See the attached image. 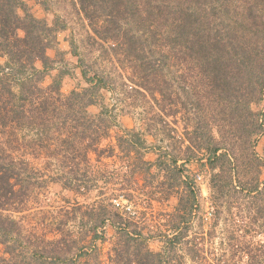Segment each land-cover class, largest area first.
I'll list each match as a JSON object with an SVG mask.
<instances>
[{
    "label": "rangeland",
    "instance_id": "1",
    "mask_svg": "<svg viewBox=\"0 0 264 264\" xmlns=\"http://www.w3.org/2000/svg\"><path fill=\"white\" fill-rule=\"evenodd\" d=\"M34 1L38 4L37 7L26 5L35 17L44 19L48 24L57 20L58 27L60 24L64 26L56 31V41L47 49L53 68L48 70L41 85L48 86L60 74V92L68 94L71 90L81 91L88 86L83 78L84 70L88 77H104L105 84L96 89V104L88 106L87 111L97 116L103 110L104 121L101 123L108 127L106 134L95 142L99 158H96L94 151L89 150V166L80 162L79 167L74 166L71 175L59 166V154L62 153L56 155L55 152L65 146L52 121L44 128L41 135L43 139L39 135L40 130L36 131L33 126L30 128L25 125L20 129L18 136L20 140L22 136L26 142L23 144L29 153L26 156L31 176L24 177L27 180L24 181L22 201L9 205L7 210H0V217L8 216L15 220L22 225L23 234L29 232L33 236L29 239L24 235L19 236L14 245L18 250L26 246L28 252L41 251L35 254V258L39 260H53L58 248L67 246L63 242L56 244L58 239L71 245L67 254L73 257L81 254L79 260L84 259L82 253L92 249H95L101 260H105L117 240L114 228L121 224L107 215L99 223L95 220L98 213L114 210L131 221V228L137 224L147 235L168 230L172 223L178 222V218L173 217L178 211L176 205L179 198L184 199L182 186L167 180L155 162L159 155L164 160L175 155L179 158L177 164H183L182 143L178 142L184 125L180 119L182 114H189L197 120L205 116L219 125L223 122V111L218 108L195 109V97H213L212 94H207L204 74L189 61L180 33L173 31L177 23L185 24L188 20L190 25L201 31L198 34H211L218 41L220 38L219 42L231 52L234 51L232 48L239 49L238 46L242 45L248 52L258 53L264 50V0H129L128 12L125 13L127 23H121V31H129L135 38H140L138 47H146L152 42L148 46L152 50L148 56L155 60V66L150 69L154 77H151L148 85L155 84L156 80L165 88L167 95L184 101L182 109H186L176 113V117L168 115L169 99L161 100L154 93L159 100L156 102L150 92L139 85V82H143L139 73L120 64L121 60L125 63L121 50H116L118 53H115L111 50V41H101L93 34L80 9L79 0ZM89 2L86 1L85 4L88 5L87 10L93 21L107 20L115 13L108 3L101 0ZM135 3L141 11L140 16L135 12ZM121 13L125 17L123 11ZM3 62L4 58L0 57V63ZM37 67L41 68L40 63ZM250 77L254 78V74L249 73L247 77L242 74V80L236 81V84L244 89ZM186 97H190L191 101L187 102ZM250 107L258 112L262 110L263 102L252 101ZM215 127L219 128L214 125ZM240 132L245 133L244 130ZM136 133L145 140L147 147L137 144L135 148H130L126 145L130 142L123 143L124 149L118 147L117 136L129 140ZM227 135V141L231 143V131ZM169 136H174L175 139H167ZM253 138L254 150L262 164L259 181L264 184V128ZM41 140L50 146H44ZM245 141L242 137L238 142L239 146L242 149L250 148L249 141ZM83 144L84 142L80 146ZM43 147L53 151L54 155H48ZM127 147L130 148L129 151L126 150ZM140 157L149 163H143ZM199 164L194 159L183 164L188 170L183 171L182 178L188 174L199 188L197 204L189 222L192 231L212 232V248L218 254L225 252V249L229 250V231L226 230H230L231 225L235 224L244 231L255 230L254 242L264 244V225H261L264 221L260 219L252 224V219L245 215L243 206L231 210L223 201L211 204L207 186L211 170L206 165ZM61 171L66 172L64 176L68 174L72 177L73 182L70 183L74 189L64 187L63 177L58 174ZM17 187L18 185L15 188ZM234 202L239 204V201ZM235 205L236 203L233 206ZM181 224L183 223L180 222L179 225ZM159 238L149 240L151 248L158 249L162 244ZM230 254L227 252L225 257L229 258ZM0 255L8 257L3 252L2 244ZM29 255L27 254V258ZM17 260L18 264H22L21 261L26 260V256L21 254Z\"/></svg>",
    "mask_w": 264,
    "mask_h": 264
},
{
    "label": "trees",
    "instance_id": "2",
    "mask_svg": "<svg viewBox=\"0 0 264 264\" xmlns=\"http://www.w3.org/2000/svg\"><path fill=\"white\" fill-rule=\"evenodd\" d=\"M86 1L89 2L79 0V5L91 31L101 41H111L110 47L115 53H118L116 50H121L125 63L118 61L123 67L139 73L143 81L139 85L148 90L156 102L159 100L154 93L161 100L169 99L168 115L175 116L185 110L186 108L182 109L185 106L184 101L171 98L156 80L155 84L148 85L151 77H154L150 69L155 66V60L148 56L152 52L148 47L152 42L146 45L145 51V46H137L140 45V38H135L129 31H121V23H127L125 13L128 12L129 0H101L108 3L115 13L107 20L98 21L92 20ZM135 4V12L140 16L139 6ZM122 11L125 17L122 16ZM146 14L149 15L148 12ZM57 24V20L48 24L44 19L35 17L23 0H0V57L4 58V62L0 63V210H7L9 205L22 201L24 181L27 180L24 177L31 176L30 163L26 156L29 153L23 144L26 142L22 136V140L18 136L25 125L30 128L33 126L36 131L40 130L41 138L48 122L52 121L56 125L55 130L62 136L60 140L65 147L55 154L62 153L59 154V166L70 175L74 166L79 167L80 162L85 163L86 167L89 166V150L94 151L96 158H99L95 142L106 134L108 126L101 123L104 121L103 110L101 114L94 116L87 111V107L96 104V89L105 84L104 77H88L84 70L82 74L88 86L81 91L71 90L68 94L60 92V74L48 86L41 85L48 70L53 68L47 49L55 43L56 31L64 27L62 24L58 27ZM173 31L180 33L189 61L204 74L207 94H212L213 97H195V109L218 108L223 111L224 116L219 125L205 116L197 120L189 114H182L180 119L184 125L178 141L182 143V163L186 164L194 159L199 165H206L211 170L207 186L212 205L223 201L231 210L243 206V211L246 216L251 217L252 224L260 219L264 221V184L259 181L262 164L254 150L253 138L264 128V50L258 53L248 52L242 45L237 44L239 49L232 48L234 51L231 52L219 42L220 38L218 41L211 34H198L201 31L190 25L188 20L185 24L177 23ZM38 63L41 68L37 67ZM249 73L254 74V78L248 79L244 89L239 88L236 81L242 80V74L247 77ZM185 100L188 102L191 98L186 97ZM252 101L263 102L262 110L253 111L250 107ZM214 125L219 128H214ZM224 127L227 129L222 130ZM241 130L245 133H241ZM229 131L231 143L226 138ZM240 135L245 138V142L249 141L250 148L242 149L239 146L238 142L242 139ZM150 136L154 137V134ZM167 139L175 138L169 136ZM41 141L44 146H50L44 140ZM83 142V146H80ZM124 142H130L126 144L130 148H135L137 144L147 147L138 133L129 140L123 136L116 137L119 148H125ZM43 148L48 155H54L53 151ZM130 148L127 147L126 150L129 151ZM139 159L145 164L149 163L142 160V157ZM178 159L172 155L164 160L159 155L155 162L165 178L182 186L184 192V199L179 198L176 205L178 211L173 217L178 218V222L172 223L168 230L147 235L137 224L131 228L128 218L109 210L104 214L98 213L95 217L100 223L110 216L121 224L114 228L117 240L107 254V259L101 260L95 249H92L82 253L84 259L79 260L81 254L74 257L67 254L71 245L58 239L56 244L63 242L67 246L53 249L57 250V254L53 260L47 262L45 259L35 258V254L41 251L28 252L26 246L18 250L14 244L19 236L24 235L27 239L33 236L29 232L23 234L22 225L15 220L8 216L0 217V244L3 245V252L8 254L7 258L0 255V264H18L17 259L21 254L26 256V260L21 261L22 264H264V244L254 242L255 230L244 231L236 224L231 225V229L226 230L229 231V250L225 249L221 254L212 248V232L192 231L189 222L197 204L199 188L188 174L182 178L183 171L188 169L183 164L178 165ZM65 173H58L63 177L62 184L74 189L70 183L73 182L72 177L68 174L64 176ZM234 201H239L240 205ZM92 218L94 219L93 214ZM180 222L183 224L179 225ZM155 237L162 240L156 250L149 245V240ZM227 252L231 253L229 258L225 257ZM27 254H30L28 258Z\"/></svg>",
    "mask_w": 264,
    "mask_h": 264
},
{
    "label": "crops",
    "instance_id": "3",
    "mask_svg": "<svg viewBox=\"0 0 264 264\" xmlns=\"http://www.w3.org/2000/svg\"><path fill=\"white\" fill-rule=\"evenodd\" d=\"M28 6H35L37 7V3L34 0H23ZM91 155V154H90ZM91 162V160H89Z\"/></svg>",
    "mask_w": 264,
    "mask_h": 264
}]
</instances>
